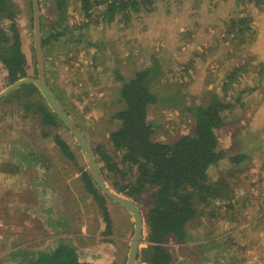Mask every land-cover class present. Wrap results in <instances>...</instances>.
<instances>
[{
	"label": "rangeland",
	"instance_id": "obj_1",
	"mask_svg": "<svg viewBox=\"0 0 264 264\" xmlns=\"http://www.w3.org/2000/svg\"><path fill=\"white\" fill-rule=\"evenodd\" d=\"M88 1V11L83 8L84 0H39V7L41 36L50 42L42 49L47 84L84 134L92 152L100 146L119 163L122 153L114 155L108 139L120 126L114 115L124 108L119 77L131 78L153 62L159 67L151 91L158 94L156 103L148 109V119L155 126L153 140L161 143H172L193 132L195 121L185 109L204 107L214 96L223 103L234 101L243 88L253 92H248L251 95L244 100L245 109L228 117H240L243 123L236 125L231 120L217 130L219 147L227 156L252 151L251 157L234 168L224 160L221 171L216 166L209 169L211 181L225 169L231 174L221 175L227 177L230 185L223 195L224 201H216L215 209L212 207L193 223L197 228L188 232L192 235L184 244L173 246L169 241L167 245L172 264H264V226L254 236L249 231L251 225L239 233L237 228L261 211L254 224L261 219L264 225V210L257 209L254 215L237 212L230 221L224 218L226 209L242 198L237 195L240 182L264 209V141L263 146L261 143L249 150L241 142L244 138L247 142L249 131L264 140V71L258 82L254 74L264 67V0H156L154 10L134 13L128 21L116 15L112 23L94 22L98 9L104 11L111 0H102L99 5L100 0ZM10 2L26 57L27 77L36 78L31 0ZM243 17L244 25L232 26L233 21ZM9 27V20L0 19L1 29L9 31ZM193 27L197 33L191 36L195 32ZM239 27H243L241 36L237 34ZM194 49H204L207 56L212 55L210 58L215 56V63L185 72V67H192L188 54ZM6 76L0 63V92L10 85ZM10 94L0 99V264H28L29 258L22 255V233L34 238L37 225H45V217L59 209L72 217L68 239L77 250L88 238L93 247L101 245L107 233H113L107 230L106 221H102L106 224L103 223L105 230H101V213L84 189L80 170L88 172V168L75 139L64 126L42 127L36 115L26 113L23 103H34L39 96ZM55 135L66 143L73 158L61 152ZM94 156L100 167L98 156ZM118 167L125 171V178L133 177L126 166ZM116 181L123 183L120 178ZM150 195L145 193L137 202L127 197L142 214L141 249L147 245ZM114 209L126 214L117 205ZM88 221L95 228L85 229ZM27 226L32 227L29 232ZM118 227L120 234V222ZM207 242L214 245L201 247V243ZM29 253L33 257L36 252ZM137 264H145L140 256Z\"/></svg>",
	"mask_w": 264,
	"mask_h": 264
},
{
	"label": "trees",
	"instance_id": "obj_2",
	"mask_svg": "<svg viewBox=\"0 0 264 264\" xmlns=\"http://www.w3.org/2000/svg\"><path fill=\"white\" fill-rule=\"evenodd\" d=\"M155 1L111 0L104 11L98 9L94 22L112 23L116 15L128 21L134 13L154 10ZM101 2L102 0L98 5ZM88 3V0H84L85 11L90 8ZM12 7L10 0H0V19L10 21L9 31L0 28V63L6 70V78L10 85L27 77L26 57L21 49ZM245 20L243 17L242 20L233 21L232 26L236 24L242 26ZM242 32L243 27H239L237 34L241 36ZM49 43L48 39L42 37V49ZM157 67L159 65L153 62L152 65L137 70L131 78L119 77L121 81L119 93L124 108L114 115V119L120 121V126L108 137L114 155L117 152L122 153L119 163L100 146H97L93 153L98 156V162L102 165L100 169L104 178L116 192L136 202L140 201L145 193H151L147 201L149 209L146 218L148 232L145 240L148 245L142 249L141 262L172 264L173 258L167 243L174 241L184 244L192 235L188 232L196 230V224L193 223L213 207L210 206L213 204L212 200L224 198L226 190L230 189L227 177H221L222 173L228 174V170H223L214 181H211L208 174L211 167L218 165L225 158L223 150L219 147L217 130L224 124L221 113L227 110L229 105L214 96L204 107L185 109L192 113L195 121L191 134L180 136L172 143L153 140L155 126L148 119V109L157 100L158 93L151 91ZM184 70L187 72L189 67H185ZM21 93L24 97L39 96V100L34 103L32 100H26L23 105L26 107V113L31 112L30 114L37 116L42 127L62 125L34 85L26 84L9 96ZM54 141L64 155L73 158L71 150L59 135L54 136ZM244 158V155L238 154L229 157L228 160L234 168ZM119 164L126 166L127 171L133 173V177L125 178L126 173L119 169ZM231 171L234 175V171ZM80 174L85 191L97 204L109 230L110 218L106 208L109 199L96 188L86 170H80ZM229 174L228 176L231 175ZM117 178L123 183L116 181ZM243 224L246 222L237 227L238 233L246 228H240ZM31 256L26 254L29 258L28 264H81L75 249L69 246H61L51 255H40L36 258Z\"/></svg>",
	"mask_w": 264,
	"mask_h": 264
},
{
	"label": "crops",
	"instance_id": "obj_3",
	"mask_svg": "<svg viewBox=\"0 0 264 264\" xmlns=\"http://www.w3.org/2000/svg\"><path fill=\"white\" fill-rule=\"evenodd\" d=\"M193 29H194V27H193ZM196 31L197 30H195V32L192 31L191 36L195 35L197 33ZM170 43L173 44V42H170ZM168 47H170V46L168 45ZM165 52L167 53L166 50H165ZM205 52L206 51L204 49L203 50L202 49H200V50L194 49L192 52H190L188 54L190 56V58H192V60H193L190 62V66H192V67H189L190 70H194V71H195V69L202 70V69L206 68V66H211L212 63H215V56L210 58L212 55L207 56V53H205ZM172 54H173V56H171L170 58L174 57V53H171L170 55H172ZM185 55H187V54H185ZM184 57H186V56H184ZM262 62H264V61H262ZM263 71H264V67L262 68V70H258L254 73L258 77L257 81H256L255 76L253 77V79L256 82L259 81V76L263 73ZM242 91H243V93L241 92V93H239V95H237V94L235 95L234 101H229L228 103H226L229 105V108L222 112V119H223L224 124L231 123L232 122L231 120H235L236 125L243 123V121H240V117H236L234 119L228 120L229 115H237L240 113V110L245 109L244 100H246V98L249 95H251L249 93H253L249 89H247V91L249 93L245 92L244 88L242 89ZM255 93H259V92L256 91ZM262 136H264V135H262ZM259 137H260V135L257 136V135H254V133L251 134L249 131L248 135L246 137L248 143L246 142L245 138L241 142L242 143L244 142L245 147H247L248 150H249V147H251V146L254 147V149H255L257 146L261 145V143L263 146L262 141H264V140L259 138ZM221 150H223V149H221ZM223 152H224V150H223ZM251 153H253V152L252 151L251 152L241 151L240 154L244 155L245 156L244 159H246L248 157H251ZM224 154H225V158L223 160H221L218 163V165H216V167L219 168V171H221V167L223 164L222 161L227 160L228 163L231 164V162H229V160H228L229 156H227L225 152H224ZM213 167H215V166H213ZM259 171L263 172V170H260V169H259ZM242 179H244V178H242ZM242 183L243 182H240V184L238 185V193H237V195L240 194L242 196V198H240L238 202L234 203L233 207H232V205L230 206V208H232L231 210H229L230 208L226 209V213L224 215H227V217H224V218H226L227 221L232 220L237 212H241V213H243V215H245V213L246 214L251 213L252 215H254L255 210H257V209L264 210L261 207L260 202L252 200L251 196H253V195H251V194L249 195V193H247L248 191L245 188H243ZM243 189H244V192H243ZM251 192H252V190H251ZM212 201H213V204H211L210 206H213V209H215L214 207H215L216 201H224V199L216 198ZM116 205H117L116 203H113L112 201H109V200L106 202V208H107V211L109 213V218H110L109 230L113 233V235L111 236L110 233H107L108 236L105 237L106 240H103L101 245L99 244L96 247H93L92 246L93 245L92 239L88 238L84 241L83 246H81V248L79 250H77L76 247H74L69 242V239H68L70 236V233L68 231H69V229L73 228L72 227L73 226L72 217L70 216V214L67 211H62L61 209H59V212H54V215L45 217L46 222H47V223L45 222V225H43V226L37 225V228L34 231V238L31 239L30 236L22 233V255L25 256V254H27V253L30 254L29 251L33 250L36 252L34 254V257L36 258L40 255H51L61 246H69V247H72L73 249H75L77 256H78V261L81 264H126L127 257H128V251H129V243L131 240L130 234H131V231L133 228L132 227L133 223H132V218L130 217L129 213L126 210L124 211L126 214H124V213L118 212L117 210L114 209V206H116ZM117 206H119V205H117ZM261 212H263V211H261ZM260 213H258L257 215H254L252 218L250 217L251 219L246 220L247 223L243 224L240 228L246 227L245 229H247V228L249 229L250 225H251V228L252 227H254V228H252V230L250 228L249 231H250V233L253 234V236L255 234L261 233L262 230H261L260 226H264L263 224H261L262 220L260 219L259 223L257 221L256 224H254V221H256V219L258 218ZM219 217H222V216L219 215ZM89 220H91V219L89 218ZM102 221H104V219L101 215V219H99L98 222L100 224L101 230L104 231L105 230L104 224H106V223L103 222L104 223L103 224ZM119 222L121 224V229H120L121 232H120V234H117V231L119 228L118 227ZM91 227L95 228V224H93L92 221H88L85 223V226H84L85 229L91 228ZM31 228L32 227L27 226L26 231L29 232V230ZM22 232H23V228H22ZM82 232H84V231H82ZM83 234H85V233H83ZM101 237H103V236H101ZM248 237H249V235H248ZM103 239H104V237H103ZM116 240L119 242H117ZM19 241H20V239H19ZM170 242L173 243V246L178 245L176 242L174 243V241H170ZM207 243H201V247L206 248L207 246L212 247L214 245L213 242L208 243V244ZM94 245H96V244H94ZM147 245H148V243H147ZM147 245H145L144 248H146ZM197 247H198V245H197ZM141 248L142 247H139L138 259H139L141 252H142Z\"/></svg>",
	"mask_w": 264,
	"mask_h": 264
},
{
	"label": "water",
	"instance_id": "obj_4",
	"mask_svg": "<svg viewBox=\"0 0 264 264\" xmlns=\"http://www.w3.org/2000/svg\"><path fill=\"white\" fill-rule=\"evenodd\" d=\"M32 12H33V37H34V53L35 62L37 67V77H25L11 85L5 90L0 92V99L4 98L8 94L12 93L16 89L26 85H34L40 95L42 96L46 105L51 109L53 114L59 119L62 125L68 130V132L75 139L78 144L86 165L88 168L89 175L95 184L96 188L103 194L107 199L116 203L124 210H126L132 218L133 222V235L129 243V251L126 264H137L139 247L143 237V218L140 209L123 194L116 192L104 179L100 167L96 161V158L92 152V149L87 142L84 134L78 128L76 123L70 117V115L61 106L57 98L52 94L45 76V68L43 63L42 53V36H41V20H40V7L39 0H31Z\"/></svg>",
	"mask_w": 264,
	"mask_h": 264
}]
</instances>
